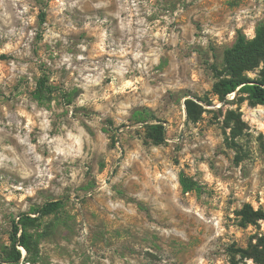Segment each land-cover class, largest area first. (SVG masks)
I'll return each instance as SVG.
<instances>
[{
  "label": "rangeland",
  "instance_id": "rangeland-1",
  "mask_svg": "<svg viewBox=\"0 0 264 264\" xmlns=\"http://www.w3.org/2000/svg\"><path fill=\"white\" fill-rule=\"evenodd\" d=\"M263 21L264 0H0V264L22 215L13 264H256L264 106L214 86ZM43 75L72 104L35 99Z\"/></svg>",
  "mask_w": 264,
  "mask_h": 264
},
{
  "label": "trees",
  "instance_id": "trees-1",
  "mask_svg": "<svg viewBox=\"0 0 264 264\" xmlns=\"http://www.w3.org/2000/svg\"><path fill=\"white\" fill-rule=\"evenodd\" d=\"M46 3L50 0H42ZM47 20L45 10L39 15L40 25H44ZM42 36V34L40 35ZM258 77L252 79L247 73L257 71ZM226 76L219 79L215 84V93L222 99H226L230 95H234V100L240 103L247 101L251 106H264V21L261 22L256 29V36L252 40H247L244 36H239L235 45L227 51V67ZM60 93L66 102L72 104L71 95L63 89L50 84L49 77L43 75L39 78L33 96L35 99L41 100L44 95ZM154 131V138L157 142L165 139L164 126L154 125L151 127ZM181 186L184 193L193 191L200 192L199 186L184 176L181 177ZM63 207L62 201L46 203L35 212L42 216H49ZM247 216H255L264 220V214L255 212L247 213ZM36 218L22 215L20 220L12 223V233L10 241L12 244V252L8 255L6 262L9 264L21 261L23 252L18 247H23L28 253L30 252V234L27 227L29 224L36 222ZM248 257L256 264H264V236L260 237L255 245L252 246Z\"/></svg>",
  "mask_w": 264,
  "mask_h": 264
}]
</instances>
